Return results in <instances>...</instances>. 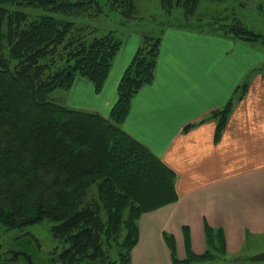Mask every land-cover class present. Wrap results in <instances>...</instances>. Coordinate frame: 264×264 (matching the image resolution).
I'll use <instances>...</instances> for the list:
<instances>
[{"label": "trees", "instance_id": "obj_1", "mask_svg": "<svg viewBox=\"0 0 264 264\" xmlns=\"http://www.w3.org/2000/svg\"><path fill=\"white\" fill-rule=\"evenodd\" d=\"M160 1L169 19L159 22L160 34L141 33L117 101L104 117L49 94L70 89L78 75L102 89L122 38L117 30L97 35L93 21L114 11L126 25L137 18L136 0H0V239L51 221L58 242L43 259L37 237L24 232L15 242L21 248L0 255V264H131L140 216L178 200L175 172L123 128L133 98L154 80L164 30L204 31L192 21L201 0ZM178 9L180 18L172 19ZM220 19L230 20L208 23L205 31L264 46V34L241 19ZM247 86L239 85L222 109L212 111L216 137ZM206 234L207 251L188 261L226 253L221 231Z\"/></svg>", "mask_w": 264, "mask_h": 264}, {"label": "crops", "instance_id": "obj_2", "mask_svg": "<svg viewBox=\"0 0 264 264\" xmlns=\"http://www.w3.org/2000/svg\"><path fill=\"white\" fill-rule=\"evenodd\" d=\"M140 42L139 32L124 36L100 91L78 75L59 103L108 117ZM244 82L245 93L216 137L212 111ZM123 128L175 172L178 195L140 216L131 264H264L251 260L264 252L263 45L167 27L154 80L133 98ZM207 229L221 231L226 253L188 261L207 251Z\"/></svg>", "mask_w": 264, "mask_h": 264}, {"label": "rangeland", "instance_id": "obj_3", "mask_svg": "<svg viewBox=\"0 0 264 264\" xmlns=\"http://www.w3.org/2000/svg\"><path fill=\"white\" fill-rule=\"evenodd\" d=\"M136 2L139 8L137 18L129 21L126 25H122V22L124 21L123 15L114 11H110L100 20L93 21V26L98 29L97 35L102 36L110 31L117 30V35L123 40L124 36L130 34V32H139L140 35L142 32L153 35L160 34L159 22L169 19L167 18L166 13L161 6V1L136 0ZM260 7H262V10H260ZM180 12L181 11L179 9L175 10L172 19L180 18ZM220 17H235L237 19H241L248 28L264 34V0H201L195 16L192 18V21H195L194 24L201 25L202 23V26L204 27L203 29L205 31L210 29L208 23H212L210 26H219L228 23L230 20L222 21ZM64 93V89H56L49 94V98L50 100L59 103V98L61 95H64ZM53 225L54 223L51 221H43L41 223L27 227L24 230H12L5 234L2 233L0 239V255L3 256L12 248L20 249V246L15 245L16 239L24 232H30L33 233L39 240V245L37 246L39 253L38 257L49 259V252H51L58 243L54 239L51 232V227ZM111 255L116 257V251L112 250ZM46 262H43L42 264H46ZM36 264H39V262L36 261ZM93 264L99 263L94 262Z\"/></svg>", "mask_w": 264, "mask_h": 264}, {"label": "water", "instance_id": "obj_4", "mask_svg": "<svg viewBox=\"0 0 264 264\" xmlns=\"http://www.w3.org/2000/svg\"><path fill=\"white\" fill-rule=\"evenodd\" d=\"M251 260H253V261H264V252L252 256Z\"/></svg>", "mask_w": 264, "mask_h": 264}]
</instances>
